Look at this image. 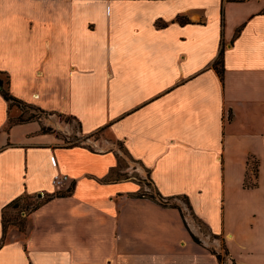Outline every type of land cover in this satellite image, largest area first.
Returning <instances> with one entry per match:
<instances>
[{
  "label": "crops",
  "instance_id": "obj_1",
  "mask_svg": "<svg viewBox=\"0 0 264 264\" xmlns=\"http://www.w3.org/2000/svg\"><path fill=\"white\" fill-rule=\"evenodd\" d=\"M0 71L73 120L16 121L0 93V264H220L217 239L138 197V176L186 197L229 263L264 264V0H0ZM57 192L3 242L10 202Z\"/></svg>",
  "mask_w": 264,
  "mask_h": 264
},
{
  "label": "rangeland",
  "instance_id": "obj_2",
  "mask_svg": "<svg viewBox=\"0 0 264 264\" xmlns=\"http://www.w3.org/2000/svg\"><path fill=\"white\" fill-rule=\"evenodd\" d=\"M2 77L5 78L4 75H1ZM18 105L19 108L22 110V113L17 116L16 118H14V120L16 121H29V120H35L38 119L40 120V118H42V121L47 124V125H43L44 130L45 131H49V132H53V127L56 125V122H62L63 121V125H65L66 122H70L69 120L73 121L70 117L68 118H58L56 116H51L52 114H48L45 112H41L39 109L35 108V107H30L24 104H15ZM22 119V120H20ZM75 124V123H74ZM70 126V125H69ZM75 129V128H74ZM63 133V131H65L64 129H61ZM62 136V135H61ZM60 137V135H59ZM64 137V134H63ZM72 138L70 140L65 139V144H75L78 143V140L76 137L71 136ZM120 145V149L124 151L126 157H122L121 159V167L124 169L126 166H129L131 168V171L134 172L132 169L133 167H140L139 164L133 160V158H131L129 155H127V153L125 152V149L123 147V145ZM133 174H136V172H134ZM130 174L127 172L125 174H123V178L129 177ZM138 179L141 180V183L144 185V189L142 193H149V192H153L154 187L151 184V182H149L148 178L145 177L144 179L138 176ZM146 187V189H145ZM46 198V196H45ZM43 199V198H42ZM42 199H40L37 196H31L28 199H25L21 202V205L18 209H8L7 210V221L10 222L9 226L12 224H26L27 225V218H28V214L30 213V211L32 210V208L39 203ZM173 203L179 205L182 208V211L184 213V217L187 218L188 220H190L191 224L194 226L196 225L199 230L202 231V233H205L207 235H209L211 241H214V237L212 236V234H209V230L207 229V227L200 221L198 220L195 216H193L191 214V210H189L188 208V204H187V199H185L184 197H178L176 199L172 200ZM192 215V216H191ZM194 230V229H193ZM217 240L215 241L217 243V247L220 250V252L224 253V242L218 238H216ZM211 249H213L211 247ZM230 264V263H229Z\"/></svg>",
  "mask_w": 264,
  "mask_h": 264
},
{
  "label": "trees",
  "instance_id": "obj_3",
  "mask_svg": "<svg viewBox=\"0 0 264 264\" xmlns=\"http://www.w3.org/2000/svg\"><path fill=\"white\" fill-rule=\"evenodd\" d=\"M232 1H240V0H232ZM180 21L181 23H185L187 22V20L185 18H180ZM215 68L217 69V71L223 75V51L220 53V56L219 58L217 59V61L215 62ZM3 74V72L0 71V93L3 95V97L8 100L11 105H14V104H24V105H27L29 106L28 104H26L25 102H23L22 100L16 98L15 96H13L11 94V92L9 91V88H8V85H9V76H5L2 77L1 75ZM30 107H33L30 105ZM39 109V108H37ZM41 112H44L42 109H39ZM22 120V119H20ZM251 170H252V176H248L246 178V181H245V186L247 187H255L257 185L256 181L254 180V177L256 178L257 177V172H258V169H257V163L256 162H253L251 163ZM155 191L153 192H149V193H140V194H137L138 197H148V198H151L153 200H155L156 202H158L159 204L163 205V206H172V207H175V208H178L183 216L184 217V213L182 211V208L173 203L172 200L173 199H176L178 197H165L164 195H162L158 190H156L154 188ZM67 193L65 192H57V193H54V194H48L46 196V198L44 200H41L39 203H37L33 208L32 210L30 211V213L34 210H36L38 207H40L42 205V203H44L45 201L49 200V199H52L53 197L55 196H63V195H66ZM31 196L30 195H22L16 199H14L12 202H10L3 210V215H2V218H3V232H4V236H3V242L5 240V237H6V233H7V229L9 227V223L7 221V210L8 209H18L21 205V202L25 199H28L30 198ZM185 199H187L185 197ZM12 225H16L19 227V229L21 231H25L26 230V224H12ZM191 235L193 237V239L200 243L201 240L199 239L198 236H196L193 232H191ZM213 237L215 238H218V239H221L220 236L218 235H215V234H212ZM223 241V240H222ZM225 246V245H224ZM224 250L225 252L222 253V252H218L216 251L215 249H212V252L217 256V259L219 261L220 264H229V251L227 249V247L225 246L224 247ZM235 264V263H234Z\"/></svg>",
  "mask_w": 264,
  "mask_h": 264
},
{
  "label": "built area",
  "instance_id": "obj_4",
  "mask_svg": "<svg viewBox=\"0 0 264 264\" xmlns=\"http://www.w3.org/2000/svg\"><path fill=\"white\" fill-rule=\"evenodd\" d=\"M68 179L67 175L56 174L53 178V182L56 186H61ZM232 264V263H230Z\"/></svg>",
  "mask_w": 264,
  "mask_h": 264
}]
</instances>
